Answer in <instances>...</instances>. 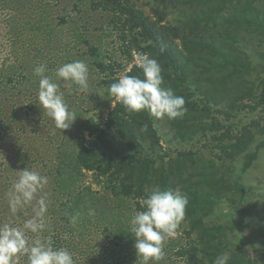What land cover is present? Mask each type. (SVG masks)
I'll return each mask as SVG.
<instances>
[{
    "label": "trees",
    "instance_id": "obj_1",
    "mask_svg": "<svg viewBox=\"0 0 264 264\" xmlns=\"http://www.w3.org/2000/svg\"><path fill=\"white\" fill-rule=\"evenodd\" d=\"M56 2L0 0V12L9 16L11 45H19L12 52L15 60L3 59L0 65L2 94L23 92L29 100L40 80L34 69L41 64L51 77L57 41L49 16ZM74 5L83 14L104 20L94 29L98 33L88 27L69 30H73L72 38L62 48V64L84 61L91 84L107 97L109 86L121 76L144 78L136 60L148 55L161 65L163 86L184 98L186 112L173 120L156 119L148 110L128 113L114 101L103 117L85 115L81 108L67 104L76 113L73 125L89 138L80 141L67 130L48 139V146L57 153L49 171L55 201L48 206L42 237H50L56 248L69 250L75 264H142L129 221L143 210V199L158 184L186 195L188 203L178 235L164 243L166 258L150 264H213L225 253L230 257L227 264H260L256 243L246 245L241 221L247 216L243 212L250 209L243 178L264 148V0H76ZM74 9L61 15L62 23L71 22L70 18L76 22L71 15ZM43 35L45 45L32 40L39 37L40 42ZM27 40H31L29 49ZM38 103L31 109L27 104L25 114L31 116L36 108L41 113ZM242 113L251 115L248 121L236 128L226 123ZM13 116L19 119V112ZM200 136L207 137L209 144L218 143L219 163L204 158L199 150L180 148ZM164 143L175 149L165 150ZM240 155L246 156L241 161L242 174L230 184L233 175L224 165ZM26 165L23 161L22 166ZM86 171L92 172L101 189L84 183ZM97 192L112 196L117 204L99 209L97 202L95 215L89 216V201H96ZM223 205L229 213L222 210ZM7 212L9 222L3 215L1 220L15 227L33 214L32 209L15 216L10 209ZM77 213L73 226L70 217ZM215 213L228 217L227 224L218 223ZM27 235L33 239V234ZM16 264H26V257Z\"/></svg>",
    "mask_w": 264,
    "mask_h": 264
},
{
    "label": "clouds",
    "instance_id": "obj_2",
    "mask_svg": "<svg viewBox=\"0 0 264 264\" xmlns=\"http://www.w3.org/2000/svg\"><path fill=\"white\" fill-rule=\"evenodd\" d=\"M136 64L142 70L144 78L125 74L113 82L108 92L114 101L124 106L128 113L148 110L156 119L173 120L182 117L186 112L185 100L170 87L163 86L164 78L159 62L142 54L137 58ZM46 71L44 64L34 69V75L40 77L38 106L54 122L55 127L63 131L75 122L76 113L69 109L63 93L59 91V85L45 75ZM55 77L76 85L80 92L89 91V69L84 61L63 64L56 69ZM17 173L18 178L8 193L10 212L15 216L27 206H32L33 214L20 227L0 223V264H16L21 256L26 257V264H75L69 250L56 248L50 237H42L47 227L48 202L47 193H41L48 184V177L28 168ZM187 203L186 195L163 189L158 184L148 191L142 202L143 210L137 211L129 221L130 233L135 239L136 255L142 264L158 262L163 258L164 243L176 235ZM88 215L94 216L95 210L89 209ZM78 219L79 213L74 214L70 217V223L75 226ZM28 233L33 234V239L29 240ZM64 239H68L67 233L64 234ZM229 259V255L225 253L217 256L213 264H227Z\"/></svg>",
    "mask_w": 264,
    "mask_h": 264
},
{
    "label": "rangeland",
    "instance_id": "obj_3",
    "mask_svg": "<svg viewBox=\"0 0 264 264\" xmlns=\"http://www.w3.org/2000/svg\"><path fill=\"white\" fill-rule=\"evenodd\" d=\"M75 2L76 0H57L55 3L56 8L50 13L51 15L49 16L51 25H53V28L56 32L54 42L57 41V43H54V47L56 48V52L54 51V53L57 54L53 53L54 59L52 60L54 63H56L55 69L51 74V77L53 78L55 77L56 69L63 65L61 62V55L63 53L62 48H64L65 44L69 41V39L72 38L73 33V30L70 32L69 30L73 29V27H77L78 31H86L87 27L89 30H94L96 25L101 24V21L104 20V18L100 17L99 15L92 17L89 14H83L82 12L74 9L76 8L74 5ZM84 8L86 7L83 6L80 9ZM145 8L148 9L147 6ZM71 9H74L71 15H73L76 22L72 21L70 18L71 22L62 23L60 18L61 15L68 14ZM8 19V14L0 12V65L2 64L3 59L8 61V63L13 62L15 60V56L12 54V52H14L15 46L16 48L19 47V45H11L12 38L8 33ZM94 31L95 33H98L97 30ZM35 39L37 44L41 45L40 43H42L45 45V35L40 37V42L39 37L32 38L33 41ZM30 42L31 40H27L25 43V47L28 49L29 47L27 45H30ZM258 49L261 51L259 47ZM48 53L49 51L47 50L44 55H47ZM56 55H58L60 58L57 59ZM262 66H264V61L262 62ZM89 79V91L87 93L78 91L76 85L75 88H72L74 85H70L67 81L58 79L56 81H60L59 91L63 93L64 101L67 104L70 106L76 105L77 107L81 108V111L85 115H93L95 113V115L106 117L108 109L112 103L114 104V98L110 96L104 97L103 95L105 91L103 89L96 90V88L93 87L94 85L91 84L92 76L89 75ZM95 79L93 80L94 84H96ZM38 90L39 85L37 89H32L30 91L29 100L23 96V92H19V95H17L16 92L2 94L5 90H0V222L2 223L4 222L1 220L2 215L4 216V219H6L5 214H8L7 211L9 210L8 193L13 182L18 178L17 171L23 170L24 168L37 171L41 175L48 177V184L44 187L41 195L47 193L46 200L48 202V206L54 204L53 202L55 201V198L52 193V188L49 185L50 179L52 181V175H50L49 171L56 161L57 153L48 146V139L56 137L60 133L64 134V131L67 130H71L72 135L80 141H86V139L89 138L87 133H81L79 126L76 124L73 125L74 123L70 126V128L63 131L57 129L54 125V122L44 115L43 110H41V113L37 114L39 111L38 108L31 112V116L30 114H25L27 110L37 106ZM27 104H30L29 109L27 108ZM17 105H19L18 107H20V111L18 110ZM16 111L19 112V119L13 116V113ZM250 117L251 115L246 116L243 113L237 114L235 118L233 117L226 123L236 128L242 123L248 121ZM43 123L46 124L45 127L43 126ZM160 134L162 135V130H160ZM77 135L79 137H77ZM262 139L264 140V136ZM208 140L209 139L207 137L200 136L194 141L184 144V146H180V148H183L184 150L192 149L193 151L199 150L201 156L204 158L215 159V161L219 163L220 160L217 154L220 153V150L216 145L218 143L209 144ZM169 146L173 145L166 143L163 144V148H165L167 151L175 149V147L169 148ZM174 155L175 154H173V156ZM244 157L246 156L240 155V157L236 158L234 162L228 161L224 165L226 169L229 168L228 172L231 174V177L233 175L232 180L229 182L230 184L240 179V175L242 174L240 168L243 166L241 161H243ZM23 161L26 162V167L22 166ZM7 174H9L13 180H11L9 177L4 178L7 176ZM243 181L246 182L248 189L246 197L248 203L250 204L248 205L250 209H247L246 212H243L247 216L245 220L241 221L242 235L245 238L246 245L248 247H251L253 243H256V252L260 254V256L258 255L259 257L257 256L258 260L260 261V264H264V234L263 227L261 226L264 224V148L260 150L259 157L254 161L253 167L245 174ZM84 183H91L92 188L95 190L101 189L100 186H97L91 171H86L84 174ZM111 198L107 197L102 192H97L96 201L94 198H92L89 201V207L90 209H96L95 203L97 202L99 209H102L101 207L105 204H117L116 200L112 196ZM34 204L35 201L33 202V205ZM227 208V205L222 206V210H224L226 213H229V209ZM30 209H32V206H27L20 212L25 213ZM129 209H133V207ZM20 212H18V215ZM214 218H216L218 223L221 222L224 224H227V219H229L225 215H221L219 213H215ZM6 221L9 222V219H6ZM186 228L187 226L185 225L183 229ZM93 230L96 231V233H93L94 236H97L99 231L97 232V227L95 225L93 226ZM181 232L184 235L183 230ZM177 235L178 234L176 233L175 236ZM164 258H166V256H164ZM205 264H209V262H206Z\"/></svg>",
    "mask_w": 264,
    "mask_h": 264
}]
</instances>
